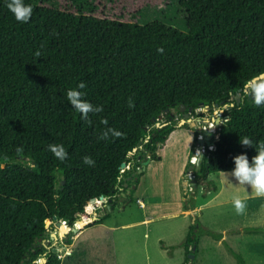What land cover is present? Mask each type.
Masks as SVG:
<instances>
[{
    "label": "trees",
    "instance_id": "1",
    "mask_svg": "<svg viewBox=\"0 0 264 264\" xmlns=\"http://www.w3.org/2000/svg\"><path fill=\"white\" fill-rule=\"evenodd\" d=\"M25 3L33 13L22 24L0 0V264L38 261L47 220L57 218L69 236L103 224L109 215L94 218L100 199L113 206L125 184L134 192L143 176L132 177L139 147L158 161L157 146L176 130L171 123L153 129L159 116L229 103L264 74V0H179L186 33L159 21L139 25L133 0ZM81 82L84 99L103 109L87 120L65 95ZM242 95L224 111L228 121L197 172L203 179L231 171L239 154L251 160L264 143V105ZM107 129L120 135L100 139ZM244 137L253 148L239 143ZM54 144L67 159L49 151ZM193 228L186 253L197 243ZM245 232L262 233L264 225ZM59 256L49 253L45 264H61Z\"/></svg>",
    "mask_w": 264,
    "mask_h": 264
},
{
    "label": "rangeland",
    "instance_id": "2",
    "mask_svg": "<svg viewBox=\"0 0 264 264\" xmlns=\"http://www.w3.org/2000/svg\"><path fill=\"white\" fill-rule=\"evenodd\" d=\"M133 1L139 25L159 21L181 33L187 32V16L179 0ZM234 101L235 97L221 107L213 106L209 111L205 108L203 114L196 110L198 117L191 118L195 126L177 128L178 120L172 119L176 130L166 143L157 146L158 161L151 160L139 147L142 153L136 166L145 167L143 176L134 192L129 186L120 191L113 206L107 205L105 199L100 201V212L94 218L109 215L103 224L70 236L64 231L63 236L57 222L47 220L45 245L49 249L64 248L58 252L61 264H239L229 249L240 255L245 264H264V232H245L247 228L263 227L264 198H257L253 189L224 173L206 179L198 176L194 192L188 197L184 193L188 160L197 146L194 132L212 119L218 120L220 126L227 122L224 111H229ZM222 112L224 117L220 118ZM161 116L158 123L167 124L169 114ZM153 129L158 128L155 125ZM127 170L126 166L121 172ZM137 171L133 175H138ZM236 198L246 204L242 213L235 209ZM190 228L195 231L197 243L193 245L194 252L192 247L191 253H186L184 244ZM42 244L40 248H44Z\"/></svg>",
    "mask_w": 264,
    "mask_h": 264
},
{
    "label": "clouds",
    "instance_id": "3",
    "mask_svg": "<svg viewBox=\"0 0 264 264\" xmlns=\"http://www.w3.org/2000/svg\"><path fill=\"white\" fill-rule=\"evenodd\" d=\"M5 6L12 14L13 18L19 23H27L32 16L33 8L30 4L25 3V0H5ZM162 51V49H160ZM39 55V53H37ZM86 87L85 83L81 82L76 88L66 91V100L69 105L81 115L84 120L88 119L89 113H98L103 109L101 106L93 105L91 102L84 99V93L80 89ZM245 94L249 96L256 106L264 105V79L258 76L252 77L245 85ZM129 108L133 107V103H129ZM106 123V121H105ZM109 134L119 136L120 133L114 129L104 131L100 139H108ZM239 143L243 146L253 148V142L248 137L239 138ZM49 151L59 160L67 159V152L63 145L54 144L48 146ZM255 155L249 160L246 154H239L232 158L234 167L230 173H225L226 176L233 177L238 184L246 185L254 190L257 198H264V143H258L255 147ZM83 163L88 166H94L95 161L85 156ZM33 167L31 163L27 165ZM234 206L237 213H242L245 210L246 204L243 200L236 198Z\"/></svg>",
    "mask_w": 264,
    "mask_h": 264
},
{
    "label": "built area",
    "instance_id": "4",
    "mask_svg": "<svg viewBox=\"0 0 264 264\" xmlns=\"http://www.w3.org/2000/svg\"><path fill=\"white\" fill-rule=\"evenodd\" d=\"M204 109H205L204 107H199L197 110L201 111L200 113H202ZM206 109L207 111H209V107ZM221 117L222 118L224 117L223 112L220 113V118ZM198 126H200V124H198ZM219 127L220 125H216L215 120L212 119L211 122H208V125L204 126V124H202L199 130L194 132V134H197L196 135L197 146L194 148L193 155L189 157V160H188L189 169L187 173L185 174L186 175L185 179L183 180L184 193L187 197L190 196L194 192L197 186L196 180L198 178V174L194 170L195 166L200 157H202L203 159L204 155H207L208 152L213 151L215 149V142L219 138V135H218ZM205 133L213 134V137L209 138L208 135H205ZM200 142H203V143L201 144Z\"/></svg>",
    "mask_w": 264,
    "mask_h": 264
},
{
    "label": "water",
    "instance_id": "5",
    "mask_svg": "<svg viewBox=\"0 0 264 264\" xmlns=\"http://www.w3.org/2000/svg\"><path fill=\"white\" fill-rule=\"evenodd\" d=\"M258 77H259L260 79H264V74H261V75L258 76ZM245 92H246V88L244 87V89H243L242 91H239V92L236 94L235 98H236V101H237L238 104L242 101V98H244V96H243L242 94L246 95ZM223 105H224V104H222L221 106H223ZM215 106H216V107H219V105H215ZM221 106H220V107H221ZM200 107L208 108V106H204L203 104H200ZM232 107H233V106H232ZM184 110H185V108L182 107V108H181V112H183ZM229 111H230V110H229ZM167 112H168V109L166 110L165 113H167ZM161 118H162V116H159V117L155 120V121H156L155 125L157 126L158 129H162V128H164V127H166L167 125L170 124V123H167V124L160 125V124L158 123V121H159ZM174 119H175V120H178V116H175ZM186 120H187V121H186ZM186 124H190L191 126H192V125H195V123H193L192 120H189V119H188V114L185 115L184 119H182V120H180V121L178 122V124H177V128H181V127H183V126L186 125ZM216 125H219V122H218V121H216ZM205 135H208L209 138H212V137H213V134H206V133H205ZM200 143L202 144L203 142H200ZM134 152H137V149H134L133 152L130 153V155H132ZM147 155H149L150 158H151V154H150V153H147ZM149 161H150V159L147 160V162L145 163V165L148 164ZM201 161H202V157L199 158V160H198V162H197V164H196V166H195V169H194V170H195L196 172H198V170L200 169ZM124 167H126L125 164L122 165V168H124ZM144 170H145V167H143L142 169H139V170L137 171V174H138V175L142 174V172H143ZM132 177H134V180L137 181L138 178L135 177V175H133ZM130 180H131V178L128 179V181H130ZM62 184H64V182H62ZM126 187H127V184H125V188H126ZM133 188H134V187H133ZM101 200H104V198L102 197V198L100 199V201H101ZM54 221L57 222V227H58V229L61 230L62 227H63L62 223H61L60 221H57V218H54ZM80 224H82V222H80ZM66 232H67V231H66ZM66 232H63V233H62V231H61V233L63 234V236L66 235ZM54 239H56V237H55ZM39 242L43 243L42 245H43V247L47 250V252L44 253V254L42 255V257L39 258L38 261L33 262V264H45V263L47 262L46 257H47V255H48L49 253H51V254H58V252L60 253V252H62L63 249H64L63 247H60V248H58V249H56V248H51V249H49V248L47 247V245H45V243H46L45 240H39ZM195 249H196V248H195V246H194V247L192 248L191 251L194 252Z\"/></svg>",
    "mask_w": 264,
    "mask_h": 264
},
{
    "label": "flooded vegetation",
    "instance_id": "6",
    "mask_svg": "<svg viewBox=\"0 0 264 264\" xmlns=\"http://www.w3.org/2000/svg\"><path fill=\"white\" fill-rule=\"evenodd\" d=\"M185 108V107H184ZM197 109H194V108H189V109H186L181 112V109L175 113L174 115L171 114L170 112H168L167 114H169V119H168V123H172V119H174L175 116H178V122L179 120L181 119H184L185 115L188 114V119L191 120V118L194 120V118L198 117V114L195 113ZM169 111V110H168ZM179 117H182L179 119ZM187 121V120H186ZM193 122V121H192ZM194 123V122H193ZM187 126V125H186ZM46 250V249H45Z\"/></svg>",
    "mask_w": 264,
    "mask_h": 264
},
{
    "label": "crops",
    "instance_id": "7",
    "mask_svg": "<svg viewBox=\"0 0 264 264\" xmlns=\"http://www.w3.org/2000/svg\"><path fill=\"white\" fill-rule=\"evenodd\" d=\"M167 140H168V139H167ZM166 142H167V141H166ZM140 205H141V206H143V204H142V203H141Z\"/></svg>",
    "mask_w": 264,
    "mask_h": 264
},
{
    "label": "bare ground",
    "instance_id": "8",
    "mask_svg": "<svg viewBox=\"0 0 264 264\" xmlns=\"http://www.w3.org/2000/svg\"><path fill=\"white\" fill-rule=\"evenodd\" d=\"M195 126V125H194Z\"/></svg>",
    "mask_w": 264,
    "mask_h": 264
}]
</instances>
